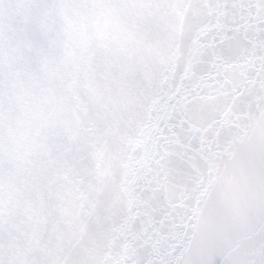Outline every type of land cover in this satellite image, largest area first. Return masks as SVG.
I'll use <instances>...</instances> for the list:
<instances>
[{"label":"snow or ice","instance_id":"obj_1","mask_svg":"<svg viewBox=\"0 0 264 264\" xmlns=\"http://www.w3.org/2000/svg\"><path fill=\"white\" fill-rule=\"evenodd\" d=\"M0 264H264V0H0Z\"/></svg>","mask_w":264,"mask_h":264}]
</instances>
